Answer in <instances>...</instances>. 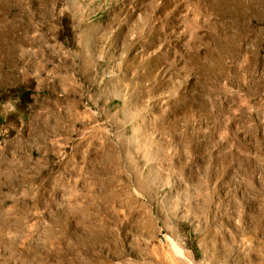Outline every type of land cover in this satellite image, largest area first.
<instances>
[{
  "label": "rangeland",
  "instance_id": "1",
  "mask_svg": "<svg viewBox=\"0 0 264 264\" xmlns=\"http://www.w3.org/2000/svg\"><path fill=\"white\" fill-rule=\"evenodd\" d=\"M0 264H264V0H0Z\"/></svg>",
  "mask_w": 264,
  "mask_h": 264
}]
</instances>
